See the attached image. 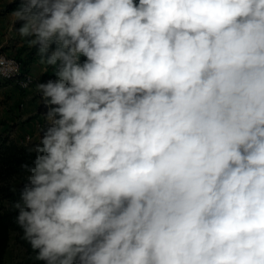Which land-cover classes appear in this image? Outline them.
<instances>
[{
    "label": "clouds",
    "instance_id": "clouds-1",
    "mask_svg": "<svg viewBox=\"0 0 264 264\" xmlns=\"http://www.w3.org/2000/svg\"><path fill=\"white\" fill-rule=\"evenodd\" d=\"M11 16L54 66L12 204L36 260L264 264V0H19ZM18 73L0 55V78Z\"/></svg>",
    "mask_w": 264,
    "mask_h": 264
},
{
    "label": "crops",
    "instance_id": "crops-1",
    "mask_svg": "<svg viewBox=\"0 0 264 264\" xmlns=\"http://www.w3.org/2000/svg\"><path fill=\"white\" fill-rule=\"evenodd\" d=\"M4 9H0V51L18 59L23 68L34 75L35 83L32 88L21 89L14 82L0 78V133L6 131L22 142L32 137V142L38 143L37 132L45 120L44 112L40 110L41 93L36 90V84L53 79L54 66L41 63L37 48L29 44L31 37H21L16 32L22 22L12 30L11 13L17 6L13 4Z\"/></svg>",
    "mask_w": 264,
    "mask_h": 264
},
{
    "label": "trees",
    "instance_id": "trees-1",
    "mask_svg": "<svg viewBox=\"0 0 264 264\" xmlns=\"http://www.w3.org/2000/svg\"><path fill=\"white\" fill-rule=\"evenodd\" d=\"M23 144L24 142L0 133V264H7L5 257L13 236L26 249L23 264H46L45 261L36 260L34 257L37 252L33 251L27 241L21 239L23 231L16 222L18 210L12 208V204L19 199L24 183V173L20 166L24 163L31 164L35 158V154H29ZM13 188L16 190L13 191Z\"/></svg>",
    "mask_w": 264,
    "mask_h": 264
},
{
    "label": "rangeland",
    "instance_id": "rangeland-1",
    "mask_svg": "<svg viewBox=\"0 0 264 264\" xmlns=\"http://www.w3.org/2000/svg\"><path fill=\"white\" fill-rule=\"evenodd\" d=\"M139 0H134V3H137L138 4ZM16 5L18 7V4H19V0H15V2H13V0H0V9L2 10H5L4 8H8L10 7L11 5ZM18 60V59H17ZM22 64V63H21ZM23 67V66H22ZM24 71H28L30 72V70H26L25 68H23ZM32 74V73H31ZM33 78H34V82L33 84L31 85V87L29 88H32L34 83H35V77L34 75L32 74ZM6 80V79H4ZM12 81V80H10ZM14 82V81H12ZM18 87H20L16 82H14ZM21 89H25V88H22L20 87ZM27 88V89H29ZM40 110H42V112L45 113L46 109L44 108L43 106V102L41 103V107H40ZM4 135L6 136H10L11 138H14L16 139L15 137H12L10 134H7L6 131H4L3 133ZM17 140V139H16ZM18 142H22V141H19L17 140ZM34 143V142H33ZM26 256V249L21 246L15 239V237L13 236L10 240V243H9V247H8V251H7V254H6V263L7 264H23V259L24 257Z\"/></svg>",
    "mask_w": 264,
    "mask_h": 264
},
{
    "label": "built area",
    "instance_id": "built-area-1",
    "mask_svg": "<svg viewBox=\"0 0 264 264\" xmlns=\"http://www.w3.org/2000/svg\"><path fill=\"white\" fill-rule=\"evenodd\" d=\"M0 55L7 56L9 59L14 60L16 62V64L19 66V73L18 74H15V75L11 76V78H2V79L12 80V81L16 82L20 87H22L21 86V82L30 80V83H28V86L27 87H22V88L27 89V88L31 87V85L34 82V78H33L32 74H31V72L24 71L21 62L19 60H17L15 57L10 56L8 54H5L2 51H0Z\"/></svg>",
    "mask_w": 264,
    "mask_h": 264
}]
</instances>
